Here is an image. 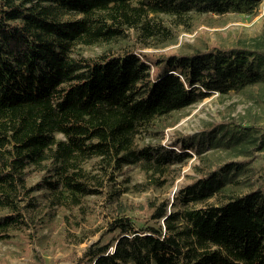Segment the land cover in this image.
Segmentation results:
<instances>
[{"label":"trees","instance_id":"1","mask_svg":"<svg viewBox=\"0 0 264 264\" xmlns=\"http://www.w3.org/2000/svg\"><path fill=\"white\" fill-rule=\"evenodd\" d=\"M261 2L0 0V240L33 243L46 219L85 213L104 196L110 216L78 264H264V159L215 163L205 152L264 150V122L228 119L160 140L174 112L215 92L256 87L264 112V41L207 48L199 38L177 54L144 50L179 33L151 13L253 15ZM100 42L114 44L92 56L77 48ZM195 152L197 176L173 200L126 198L169 189ZM132 166L142 180L133 181Z\"/></svg>","mask_w":264,"mask_h":264},{"label":"rangeland","instance_id":"2","mask_svg":"<svg viewBox=\"0 0 264 264\" xmlns=\"http://www.w3.org/2000/svg\"><path fill=\"white\" fill-rule=\"evenodd\" d=\"M152 22H156L169 28L179 30L176 40H171L162 48H145L148 52H161L166 55L177 54L181 51L184 42L196 43L202 38L207 48L216 46H230L238 39L247 44H256L264 41V0H262L257 14L230 13L223 16L214 14L210 18L204 16L186 17L180 20L169 14L151 13ZM192 20V21H191ZM206 21V22H205ZM194 22L196 28L191 31L187 26ZM177 27V28H176ZM127 41H129L127 39ZM109 42H100L92 45L81 44L77 48L86 55H96L112 46ZM115 46V45H113ZM181 47V48H180ZM154 67V66H153ZM258 88H249L241 92L228 94L213 93L211 96L194 103L193 105L176 111L172 114L166 125L164 135L160 138L163 144H173L178 135H193L213 123L218 124L224 120H237L244 123H261L259 115L264 114L255 100ZM260 112V113H259ZM150 139L149 137L147 138ZM179 148V146H174ZM215 163L228 160H247L249 164L260 166L264 150L253 149L245 152L240 148L229 149L221 146L207 147ZM251 158V159H250ZM199 154L193 153V157L186 164L182 165L179 176L169 189H153L136 192L128 191L126 198L131 202H141L147 197L169 195L172 198L178 193L183 184L190 182L197 176L196 165L199 164ZM132 174L133 181L142 180L144 177L138 167L132 166L127 169ZM121 180L123 175H119ZM250 181L242 183L241 191L250 188ZM95 198L97 202H94ZM84 209L85 213L79 210L72 211L69 218L63 213H58L54 219L47 220L42 229L35 236L33 243H26L25 238L17 237L18 241L3 242L0 240V264H78V258L83 254L84 249L93 240L98 239L100 231L105 227L106 218L110 216V205L103 197H94L88 200ZM143 212V211H142ZM71 232V235H70ZM39 259H37V257Z\"/></svg>","mask_w":264,"mask_h":264}]
</instances>
